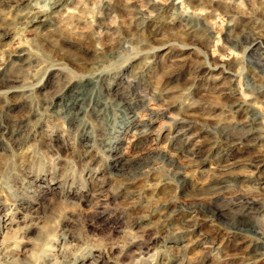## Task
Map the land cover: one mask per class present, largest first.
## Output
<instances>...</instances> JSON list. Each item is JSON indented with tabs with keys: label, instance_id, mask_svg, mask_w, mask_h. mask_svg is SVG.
<instances>
[{
	"label": "rangeland",
	"instance_id": "1",
	"mask_svg": "<svg viewBox=\"0 0 264 264\" xmlns=\"http://www.w3.org/2000/svg\"><path fill=\"white\" fill-rule=\"evenodd\" d=\"M0 264H264V0H0Z\"/></svg>",
	"mask_w": 264,
	"mask_h": 264
},
{
	"label": "bare ground",
	"instance_id": "2",
	"mask_svg": "<svg viewBox=\"0 0 264 264\" xmlns=\"http://www.w3.org/2000/svg\"><path fill=\"white\" fill-rule=\"evenodd\" d=\"M56 3V1H55ZM49 4V2H48ZM61 4V3H60ZM38 5V4H37ZM56 6V4H54ZM164 5V4H163ZM160 6V5H159ZM51 7V6H50ZM34 7L31 8V10H28L27 15L28 18L30 17V23L37 21V15L36 12L33 11ZM158 9V8H157ZM39 11V10H38ZM37 11V12H38ZM41 20V19H40ZM44 20V19H43ZM27 22V21H26ZM29 22V21H28ZM41 22V21H40ZM22 23V22H21ZM28 25V24H27ZM30 26V25H29ZM85 99H87L86 97V93L83 91V89L77 88L74 89L72 94L70 95L69 99L66 101V103L64 104V106L60 109V112L65 113V112H70L74 109L77 108V106L79 105V103L83 102ZM82 105V104H81ZM235 106H242V103L237 104ZM56 110V109H55ZM54 110V111H55ZM80 112V109L78 108V113ZM75 113V112H74ZM72 118V117H71ZM60 120V119H59ZM130 120V119H129ZM115 135V134H114Z\"/></svg>",
	"mask_w": 264,
	"mask_h": 264
}]
</instances>
